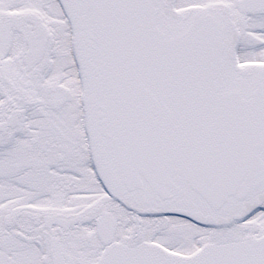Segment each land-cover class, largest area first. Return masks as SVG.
I'll return each instance as SVG.
<instances>
[{"label": "snow or ice", "instance_id": "1", "mask_svg": "<svg viewBox=\"0 0 264 264\" xmlns=\"http://www.w3.org/2000/svg\"><path fill=\"white\" fill-rule=\"evenodd\" d=\"M0 264H264V0H0Z\"/></svg>", "mask_w": 264, "mask_h": 264}]
</instances>
